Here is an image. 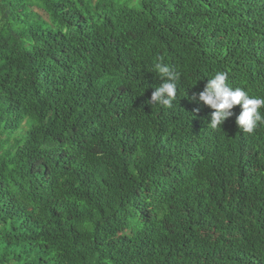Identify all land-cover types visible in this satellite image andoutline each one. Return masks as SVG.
I'll list each match as a JSON object with an SVG mask.
<instances>
[{
	"label": "trees",
	"instance_id": "obj_1",
	"mask_svg": "<svg viewBox=\"0 0 264 264\" xmlns=\"http://www.w3.org/2000/svg\"><path fill=\"white\" fill-rule=\"evenodd\" d=\"M218 71L264 98V0H0V264H264V124L209 125Z\"/></svg>",
	"mask_w": 264,
	"mask_h": 264
},
{
	"label": "clouds",
	"instance_id": "obj_2",
	"mask_svg": "<svg viewBox=\"0 0 264 264\" xmlns=\"http://www.w3.org/2000/svg\"><path fill=\"white\" fill-rule=\"evenodd\" d=\"M154 70L162 83L154 88L147 103L171 108L176 99L180 73L162 60L154 64ZM198 101L214 110L209 124L212 128H220L224 121L233 115L231 110L237 105L241 108L236 119L240 131L251 134L259 125L264 124V114L261 112V108H264V98L250 96L244 89L230 86L226 72L218 71L208 79L203 91L198 95Z\"/></svg>",
	"mask_w": 264,
	"mask_h": 264
}]
</instances>
